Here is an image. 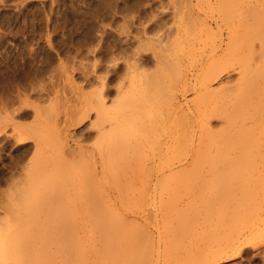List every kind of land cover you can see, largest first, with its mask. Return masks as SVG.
<instances>
[{
  "label": "rangeland",
  "instance_id": "rangeland-1",
  "mask_svg": "<svg viewBox=\"0 0 264 264\" xmlns=\"http://www.w3.org/2000/svg\"><path fill=\"white\" fill-rule=\"evenodd\" d=\"M187 4L188 2L186 0H0V264H114V263L124 264L126 263V261L124 260H126L125 255L127 254L126 253L127 251L125 250L126 253L125 254L123 252L124 250L122 251V248L124 249L126 245H128L127 248H130L131 244L129 243L130 244L129 246V244L127 243L130 241L132 243V240L133 241L135 240V242H133V246L131 249L133 252H131L130 249H128V252L131 253L133 256L134 253L137 252L135 254L137 256L136 259L137 260L142 259L139 262L136 261L137 263L135 264H206V261L204 263L203 257L205 259L206 256L204 255H206L205 253H207V249H209L208 248L209 230L207 229L209 227L207 223L209 222H207L208 219H206L208 217V213H207L208 209L206 210V208H204L205 206L208 208V206L204 202H206L208 194L209 193L211 194V191L214 192V190L215 189L218 190V188L220 190L224 188L225 185H227V183H229L228 185L230 186L231 181L229 182L226 179V176H224L222 179L223 180L226 179V181L220 180L221 182H223L221 183L222 185H220V181L218 179L216 178L213 179L212 177H208L206 173H203L205 169H202L203 172H201V174L199 173L198 176L197 174L201 169L199 171L196 170L194 172L190 170L188 172L187 169L186 171L184 170L182 171L179 170L178 167H175L174 170L168 169L157 175L159 181H156L157 186L155 185V191L150 189L152 188V186H150V188L146 190V188L149 187L148 185H153V183L150 181L149 178L151 174L146 172H145L146 175H144L145 174L144 172L139 174L138 173L139 170H138L136 172V175L138 173L139 177L136 178L134 176L136 170H133L134 173L131 172L132 170L131 171L128 170V173L126 174L128 175L130 173L129 178L131 180L130 181L131 184H129V182L126 183L125 181L124 183H126V185L127 184L131 185L130 188H133V191L129 190L127 191V193L131 191L130 193L133 195H131L130 193L128 194L126 193L128 195V198L126 197L127 200L125 199L126 201H123L122 204L110 205V203L109 204L102 203L97 205L92 204L93 206H91L90 204H86L84 202L77 203L75 201H73L74 203L71 201L68 203V201H66V203L64 202L63 204L62 203L50 204L49 202H40L34 199L33 202L32 201L26 202L27 200L22 202L23 200L19 201V199L17 198H16L17 200H15L16 203L13 202L14 201L13 196H16L18 194H19L18 197L19 196L24 197V194H26L27 198L30 195L32 198L34 196H35L34 198H37L36 197L37 193H39L38 195L41 196L44 193H48V192L50 193L51 191H54L53 189L58 187L56 186V184L57 185L60 184L59 185L60 187L64 185V183L57 182L58 179L60 178V174H59L60 168L56 163L48 164L49 166L47 167L49 169L46 168L44 173L38 174L34 171L35 170L34 167H36L39 164L36 162H40V160H39V156L33 154L34 148L32 149V147H34L33 134L35 131H36L35 134L37 135H39L37 132H41L40 133L41 137L45 135L43 137L45 144L43 141L42 143L43 145H41L40 148L38 149L40 153L42 149L43 151H45V149L48 150L49 146L50 147L51 145L55 146L54 144L56 143L54 142L55 139L52 138L54 137L53 136L54 134L50 135L49 132L51 133L52 131L50 130V128L46 129V127L48 126V124H51L53 122L51 120H54L56 116L58 117L63 116L62 118H64L65 117L64 115L68 114L71 110L68 109L70 107L69 105H71L70 108L74 107L76 109L81 110L80 113H83L82 111L85 110V109L83 110L84 106H87L86 110L89 106L90 110L89 109L88 110L90 112L88 117L86 116V118H83V120L79 118L80 119L79 122L76 123L75 125H71L69 129H71L70 132H72L73 130L74 137L79 139V142L81 144H85L90 147H92V145L95 144L96 141L94 140H97L96 137L97 128L95 126L97 125V123L93 124L94 122H90V121H95L94 118L95 114H93L95 112L91 110V105L92 104L94 105V103L97 102L95 98L97 96V95L95 96L96 94L95 91L101 89L99 88V86L101 83L100 81L103 80L102 77H105L103 82H105L106 84V88L102 90L104 91L103 96H105V98L103 96L102 98L106 100L105 105L109 106L110 104V105L118 106L119 104L121 105V103H124V102L121 103L119 102L116 104L117 100L122 101V98L124 97V95L123 97L120 96L122 93H124L122 92V90L125 91L126 87L130 86L129 85L130 83H128L129 86H124L125 84L124 82H126L125 85H127V82H130L129 76H126L127 72L125 71L128 70L127 67V65L129 66L128 63L133 62L134 60L133 57H135L136 60V62L133 63L140 65V66L136 65L137 70L139 71L142 69L143 72L145 71V73H147L148 71L151 72L152 70H154V68L155 71H157L156 68L157 65H155V63H156V59H158V55L156 54L157 56L156 58L153 55L154 52L160 53V55L165 56V58L171 56L170 58H168L170 59V62L172 63L175 60L176 62L175 64L173 63V65H176L178 63L174 67L181 66L179 67V69L181 68L185 69L186 67L187 69H191L190 68L192 67L191 64L194 63L195 61L194 59L195 57L197 58L198 55L195 51H191L189 49H188L189 51L193 52V55L191 54L192 57L188 55L191 52L189 53V51L187 50L188 47H186L187 46L186 41L194 36L193 34L194 31L196 32L194 33L195 35L197 34L198 39H201L206 35L208 36L209 34L205 35L204 32H203L204 36L202 32L200 33V30L202 28L201 24H203L202 20L205 18L206 19L212 18L213 15H218L217 13L218 12L220 13L222 9L220 8L221 6H219V3L217 4L215 0H193L191 4H188V6L192 5L191 8H193L192 14L189 15L190 13L184 12L187 9H189V7L186 6ZM218 9H220V11ZM180 10H182V13L180 12ZM175 12L176 13L180 12L181 13L179 14L180 16L179 15L177 16ZM186 14H188L189 16ZM195 16L198 17L194 18ZM206 16H208L209 18H207ZM178 17L181 18L179 19ZM194 19H196V21ZM197 30L199 31L198 33ZM188 33L193 35L192 36L190 35L188 38L187 37L189 35ZM212 37L214 36L212 35ZM204 38L207 39V37ZM209 38L205 40L207 42V45L210 44L209 42H211V40L213 41V39L211 38L209 39ZM174 41H176L175 44H173ZM200 41H198V44L196 43V45L199 46V44L202 43L201 47L207 46V45H203V42L205 41L203 40H202L203 42ZM176 43L179 45H177ZM168 44L170 47L168 46ZM176 47L177 48L182 47L183 50L182 48L181 50L178 49V53L176 52L175 54V51H177ZM256 50H257L256 52H258V47ZM132 55H133L132 57L133 60L131 59L132 61L129 62ZM178 55L180 56L179 57L180 59L177 57ZM256 55L259 56H256L257 60L255 63H257L259 60H260L259 63H263L261 64L263 66L262 70H261L262 68L261 65L258 67L261 70L262 72L261 76L263 77L264 62H262L261 59L263 58L262 60L264 61V55L261 54L262 58L259 53ZM193 56L195 57L193 58ZM174 57H176L177 59H175ZM190 59H192L193 62H191ZM178 60L180 61L178 62ZM218 63L221 62L218 61ZM218 63H216V65H218ZM184 64H186L185 67ZM258 68H257V74L260 73V70ZM177 69L175 68L174 70ZM231 70L227 71L229 72V74L223 71V73H221V75L218 78L212 80L209 83L210 88L211 87H213L214 89L216 88L217 90H220L222 93L219 91L220 93L218 92L217 94H214V97L213 96L212 98L208 97L209 102L208 101L205 102V100L207 99L206 97H205L206 99H202V101L201 98L197 100L198 103L201 101V103L204 104L205 102L204 105L207 106L205 107L206 109L211 107L209 108L211 109L210 111L209 109L207 110L208 112L213 111L212 114L214 112L216 113L210 119L208 125L209 127L212 128V132L211 133L208 132V136L206 135L207 133L205 134V136L209 137V139L211 138L210 139L211 141L207 143L205 142L206 149L205 147H204L205 150L202 148L203 149L202 153L205 152L207 153V151L209 150L211 152L216 153L217 151L215 149L221 150V152L224 151L225 153L227 150V149L225 150V148H228V146L229 148L234 149V150L229 149L228 151L237 152V153L238 151H245L247 148L246 146L243 145H247V144L240 143L241 140H243V138L245 139L244 142L247 140H248L247 143L249 142L247 147L249 146V144H251L250 147L253 146V148L255 149V147H257L254 146L256 142H257L256 145L258 146L260 145V142H262L264 145V137H263L264 120L259 121V123H257L258 121L254 123L252 121L244 120L245 123L242 121V116L244 117L246 111L244 112L243 110L244 108H240L239 105H237L239 103H237L236 99H234V96L240 91L239 88L240 85L239 84L237 85L239 89L235 85L236 83L235 80L236 78L240 77V75L238 73L235 74L236 71L232 73ZM141 72L140 75L143 76L144 73ZM98 75L99 77H97ZM120 75L122 78L120 77ZM201 76L204 75H200L199 78ZM127 77H128L127 80L129 81L126 80ZM262 77L260 78L263 79ZM227 83L229 84L231 83L233 89L232 88L226 89L225 91L226 93L224 94L223 89L221 90L218 88H221L222 85ZM173 84L174 87L176 86V90H174V88L172 90L177 93L178 96L177 99H179L180 101H183V99L191 100L192 98L193 99L195 98L194 90H190L186 92L185 96H182L180 95L181 92H179L178 90L179 85H177V83L174 82ZM227 93L230 94L232 93L231 94L232 96H230V94H228L229 96L226 95ZM239 93L237 95H239ZM118 95L120 96L119 98L121 99L118 98ZM226 96L227 98H225ZM230 98L231 101H229ZM94 99L96 100V102H94ZM111 100L113 101L116 100V101L113 102ZM224 100L225 101L228 100V104H226ZM219 105L221 108L219 107ZM36 106L37 107L39 106L40 109L37 108ZM224 106H226V108H223ZM251 106L252 104L250 106L248 104L247 106H242V107H245L246 108L245 110L249 111L248 112L249 114L251 109L253 110ZM34 107H36L37 109ZM79 107L82 109H80ZM227 107L229 109L231 108L230 110L232 111V112L230 110L229 112L226 111L229 113V116L227 115L228 117L225 116V118H228L227 120L226 119L225 120L226 121L229 120L228 123L224 122L225 120L223 121V119L217 115L219 114L217 111L221 110L222 108L224 110L225 109L227 110ZM62 109L64 111H62ZM241 109L244 115H242L241 112L238 113ZM262 109L264 108L262 107ZM37 110L39 111V113ZM79 110H75V109L72 110L71 112L73 116L74 115L76 116V114L74 113L78 114ZM49 111H51L52 113ZM66 111L67 113L64 114ZM221 111L220 113H223V110ZM262 112H260V114ZM193 113H194L193 117L192 116L190 117L192 120L195 116V118L192 121L196 123L197 121L196 111ZM41 114H43L44 116ZM54 114H56L55 117ZM34 115H36V117ZM50 115L52 116V118H50L49 120ZM262 116H264V113ZM178 119L180 122L182 121L184 122L185 120L184 119L181 121L182 118H178ZM240 121H242L241 124H243V126L240 124ZM39 122L42 123L43 126ZM250 122L254 124L253 125L254 127L250 126L249 127L250 131H249L248 128H246V126H249ZM12 126L17 128L13 129ZM40 126L42 127L40 128ZM240 127L242 128L240 129ZM243 127L244 130L246 129L245 133L243 131ZM195 128H198V126L195 125L194 129ZM258 128L260 130L256 131ZM39 129L40 130L43 129V130L40 131ZM43 131L44 132L46 131L47 134H45ZM255 133H257V135ZM240 134L242 137L238 136ZM245 134H246V138H245ZM20 135H22V137H20ZM187 135L188 133L183 136H187ZM49 136H51L50 139ZM110 136L108 137L109 139ZM226 136L230 141L227 140ZM47 138L48 140H45ZM105 138L107 139V136L103 137L102 139L104 140ZM223 138H226L228 142L226 141L227 143H225L224 142L225 140ZM216 139L223 140V141H219L220 145L218 147L220 146L223 147L225 146L224 144H227L226 147L225 148L220 147V149H218V147L216 148L217 146L215 143L217 141ZM254 139H256V142ZM156 140L157 139L155 138L154 142H156ZM238 140L239 143L241 144V145L238 144L239 147L243 146L245 147L244 148L245 150L243 149V147L242 148L240 147L241 149L238 150L239 149L238 146L235 145V143ZM183 141L184 144H186V141L185 140ZM183 141L181 140L179 143L183 144ZM212 141H215L214 142L215 144L211 143ZM72 142L73 141L71 140L70 143L73 146L74 144ZM160 143L162 142L160 141ZM160 143L157 145L155 144V146L154 145L152 146L151 144V146L149 147L152 148V149L150 148L151 150L155 151L156 147L160 145ZM179 143L177 144L175 143L178 149H175L173 153H170L172 157L168 154L167 158L166 156L159 158L162 159L161 160L162 163L169 164L170 162L177 160V158L181 154V151H183L184 147H186V145L184 144L179 145L178 147ZM210 143L213 144L214 146L212 145L213 147H211ZM233 143L236 147H234ZM147 146L145 152L150 153L149 151L150 149L147 151ZM209 147L211 148L208 149ZM92 148L94 149V146ZM212 148L214 150H212ZM26 150L27 152H25ZM253 151L254 150L252 149V147L250 148L249 152L246 150V152H248L249 154ZM150 155L151 154H149V156ZM19 156L20 157L23 156V157L20 158ZM50 157H52V155ZM50 157L48 156V158ZM18 158L20 159L21 162L19 161ZM91 159L93 161L92 156L90 158L89 155L86 158H82V157L79 158L80 161L78 160L76 163H74L76 165L72 167V170L69 169L70 171H68V173L72 171L70 174H74V173L77 174L78 172L82 174L86 170L88 172V169L90 171V168L93 169V164L92 165L90 164L92 162ZM159 159H157V161ZM146 161H150V160L147 159ZM85 167L86 168L89 167V168L86 169ZM112 168L116 169L115 167ZM112 168L109 167V169L111 170L108 169V172L112 171L113 170ZM114 172L112 174L111 173L109 174L106 171L105 172L106 175H104L105 178L114 179L116 177ZM118 172H120L122 176L123 170L122 172L120 170ZM190 174L194 175V177ZM35 175L38 179H36ZM107 175L110 176L112 175V177L109 178V176ZM113 175H115V177ZM118 176H119V180L123 181V178L125 176L123 175L124 177H121L122 179L120 178L119 173ZM140 176L143 177L142 179H139L140 180L139 181L138 178H141ZM204 176L206 178H203ZM198 177L199 179H197ZM228 177H230L229 179L232 180V176H230V174L229 176L227 174V178ZM105 178L101 179L102 181L100 182L101 184H105V182L107 181L104 180ZM129 178L126 179L129 180ZM236 178L232 180L234 184L238 183L239 181V180L237 181ZM203 179L206 180L209 179L210 181L207 180L206 182H203ZM30 180H32L31 181L33 182L32 184L28 183ZM214 180L215 182L218 180L219 183L216 182L217 183L216 184L215 182H213ZM108 181L111 182V179ZM148 181H150V183ZM198 181L201 182L200 183L201 186L198 185L197 188L195 186L199 184ZM208 181L209 183H207ZM210 182L211 183L213 182L212 185L214 188L212 187ZM83 183L84 185H86L85 181ZM96 183L98 185L100 184L98 182ZM260 183L263 184L264 182H262L261 180ZM144 185H146V188ZM231 185H233V183H231ZM209 186L212 187V189L210 190L207 189V187ZM259 186L260 184L258 185V188L260 189L259 194L256 195L255 198L258 197V199H262L264 197L261 198L262 195L260 196V193H262L261 190L262 189L264 190V188L262 185H261L262 188ZM19 187L21 191L19 190ZM194 188L196 189V191ZM25 189L27 192L25 191ZM135 189L138 190L139 193H137ZM156 189L158 192L156 191ZM191 189L193 193L194 192L197 193L196 196L194 194L193 197V193L191 192ZM199 189L202 190L203 194L202 192H200L201 190ZM16 190H19L20 192ZM148 190L151 191L150 194H147ZM216 190L215 192H217ZM153 191L155 193L154 195L152 194ZM143 192L146 194H144ZM21 193L23 195H20ZM73 193L74 192H72V194ZM156 193L157 194L159 193L158 196ZM138 194L139 195L141 194L139 198H141L143 194L144 197L147 195L146 197H148L149 201H147L148 199L146 197L145 198L147 200L145 199L146 200V202L144 201L145 204H143L144 202L142 201L144 200L142 199L144 197L141 198L142 200L135 201V197L139 199ZM129 195L131 196V198ZM151 195L154 198V200L152 199ZM191 196L195 199V202L198 203L199 205L194 202V199L191 198ZM31 197H29V199ZM199 197L201 199H199ZM11 198H13V201H11ZM255 198L253 197L254 200H252V202L256 203L255 204L256 207L254 206V204H252L253 206L251 205L252 203L251 201H249L250 205L249 204L248 205L256 209L258 204V207L260 208L259 210L261 211V209L264 208L263 207L264 201L263 203H261L262 201L258 200L260 201V203H257V201H255L257 200V198L256 199ZM204 199L205 201H203ZM196 200L197 201L199 200L200 202L199 201L197 202ZM147 207L150 209H148ZM255 209L254 211L256 212L257 209L256 210ZM249 211H251L252 214L248 213L250 216L247 217L248 219L250 218L251 220V216L255 215L256 213L253 212L251 209ZM196 213H198V215ZM200 214H202L203 217H201L202 215ZM194 216L195 217L198 216L196 217L198 219H196ZM131 217L133 218V220L134 218L135 220L137 219L136 221L137 224L135 220H134L135 223H133ZM191 217H193L194 219H192ZM130 220L132 221L131 223H129ZM193 220L197 222H194ZM241 220H242L241 223L242 225L243 223L251 224L250 222H248L250 220H245V217L244 219ZM244 221L248 223H245ZM142 224L145 225L143 226ZM66 227L71 228L69 230L70 233H68L69 231L67 229L66 231L68 232L66 231L64 232V229ZM146 227L148 228L146 229ZM135 229L137 230L133 232V230ZM131 231L135 234L132 235ZM129 234H131L130 237H128ZM131 236H133V239L131 238ZM206 238H208L207 239L208 241H206ZM198 245L201 246L199 247ZM134 247L135 248L137 247L136 250ZM194 248H196V250ZM138 249L140 250L138 251ZM197 249L200 254L195 253L198 252ZM192 252L196 254L197 257L196 255L195 257L192 256L191 254ZM177 254H181L182 256ZM228 261L221 264H264V259L253 260L251 258L246 257L245 255Z\"/></svg>",
  "mask_w": 264,
  "mask_h": 264
},
{
  "label": "bare ground",
  "instance_id": "bare-ground-1",
  "mask_svg": "<svg viewBox=\"0 0 264 264\" xmlns=\"http://www.w3.org/2000/svg\"><path fill=\"white\" fill-rule=\"evenodd\" d=\"M186 1L188 2V4H191L193 2V0H186ZM215 2L217 4L219 3V6H221L220 8L222 10L220 11V9H218L220 11V13L218 12L217 13L218 15H213L212 18H209L208 16H206L209 19L205 18L202 20V22H203V24H201L202 25L201 26L202 31L200 30V33L202 32V34H203V32L205 35L209 34L208 36L207 35L204 36V34H203V36L207 37V39L211 36L210 38L213 39V41L211 40V42H209L210 44L207 45V42L205 41L207 39H205L203 36H202L203 38L200 37L201 39H198L197 34L195 35V33H196L195 31H194L195 33L193 32V34H194L193 37L189 38V36L190 35L192 36L193 34L188 33L189 35L187 37L189 39L187 41L185 39V41L187 43L186 47H188L187 50L189 49L191 51H195L198 55L197 58L195 57L196 55L193 56V58L195 57V59H194L195 61L193 64H191V66H192V67H190L191 69H187V67L185 69H183V68L179 69V67H181V66H177L178 67V69H177V67H174V66H176L178 63L176 65H173V63L175 64L176 61L174 60L171 63L170 59H168L171 56L168 58H165V56L160 55V53L154 52L153 55L157 58V56H156V54H157L158 59H159L158 60L155 58L156 63L158 61L157 64L155 63V65H157V67L155 66L157 68V71H155V68H154V70H152L151 72L148 71L147 73H145V71L143 72L142 69L139 71L137 70L136 65H138V64L133 63V62H136V60H135V57H133V55H132L129 62L132 61L133 58H134V60L132 63L131 62L128 63L129 66L126 64L128 67V70L125 71V72H127L126 76H129L130 82H127V85H125L126 82H124L125 83L124 86H129V85L130 86L126 87V89L123 88V89H125V91L122 90V92H124V93H122L120 96L123 97V95H124V97L122 98V101L117 100L116 104L119 102L120 103L124 102V103H121V105L119 104L118 106L116 104H115L116 106L110 105V104H109V106L105 105L106 100L104 99L105 98V96H103L104 91H102V90L106 88V84H105V82H103L105 77H102L103 80L100 81L101 82L100 86L98 85L99 88H101V89L97 90L98 92L95 91V93H96L95 96L97 95L95 97L97 102L94 99V102H96V103L93 102L95 106L93 104L91 105V110H93V112H95V113H93V114H95V117H94L95 121H90V122H94L93 124L97 123L96 126L94 125L97 128V133H96L97 140H94V141H96L95 144H93V145L91 144L92 147L94 146V149L90 146L85 145V144H81L79 142V139L74 137L73 130H72V132H70L71 129H69L71 127V125H75L76 123L79 122L80 119L83 120V118H86V116L88 117L89 112H90L89 106H88L87 110H86L87 106H84L83 110L84 109L85 110L82 111L83 113H80L81 110L73 107L75 110H79L78 114L74 113V114H76V116L75 115L73 116V114L71 112L72 110H74L73 108H70L71 105H69L70 107L68 106L69 108L67 107L68 109H71L70 112L67 110L69 113L66 114L67 113V111H66L64 113L66 115L63 114L65 116L64 118H62L63 116L58 117V116H56V114H54V117L56 116L55 117L56 119L54 118V120H51L53 122L51 124H48L46 129L50 128V130L52 132L51 133L49 132V134L50 135L54 134L53 135L54 137H52V138L55 139L54 142H56V143L53 142L55 144V146H53V145H51V147L49 146L48 150L45 149V151H43V149H42L41 153L38 149L40 148L41 145H43L42 144L44 141L43 137L45 135L43 137H41V134H40L41 132H37L39 134V135H37V134H35V132H36L35 131L33 134L34 135V137H33V139H34L33 146L34 147H32V149L34 148L33 154H35L36 156H39L40 162H36L39 164L36 167H34L35 168L34 171L38 174L44 173L46 168H48L47 166H49L48 164H50V163L55 164L56 163L60 168V173H59L60 178L58 177L59 179L57 182L64 183V185H62L60 187L59 186L60 184L58 183L59 185L56 184V186H58V187L53 189L54 191H51L50 193L49 192L44 193L41 196L38 195L39 193H37L36 194L37 198H34L35 196L32 198L30 195L29 197H31V198L29 199V197L27 198L26 194H24V197L23 196L18 197V195H19L18 194V195H16L17 197L13 196L14 201H13V198H11V201L15 202V200L19 199V201L23 200L22 202H24L25 200H27L26 202H29V201L33 202V199H34V200L40 201V202H49L50 204H52V203L53 204L54 203H56V204L62 203L63 204L64 202L66 203V201H68V203L70 201L71 202L75 201L77 203L78 202L79 203L84 202L86 204H90L91 206L97 205V204H102V203H104V204L110 203V205L122 204L123 201L127 200L126 199V197L128 198L127 194L131 192L130 191L127 193V191H129V190L133 191V188H130L131 185H129V184H131V182H130L131 180L129 178L130 173L128 175L126 174V173H128V170L129 171L132 170L131 172H133V173H134L133 170H136L135 175H134L136 178L139 177L138 173L141 174L142 172H144V173L146 172V173L151 174L149 176V178H150V181L153 183V185H148L149 187H147V188H146V185H144V186H145L146 190L148 188H150V186H152V188H150V189L155 191L156 181H159L157 175L159 173H162V172L168 170V169L174 170L175 167H178L179 170L186 171V169H187L188 172H189V170L194 172L196 170L199 171L201 169L199 172L197 171L198 172L197 176L199 175V173L201 174V172H203L202 169H205L203 173H206L208 177H212L213 179L216 178L219 181L220 180L222 181L223 180L222 178L224 176H226V179L229 182L231 181V183H233V185H231V183H230V186H229L228 185L229 183H227V185H228V187H227V185H225L226 184L225 183L224 188H222L220 190L218 188L219 191L216 189L215 190L217 192H215V190H214V192L211 191V194L210 193H209L210 195L208 194L206 202H204L208 206V208L206 206L204 208H206V210L208 209L207 210L208 211L207 212L208 217L206 219H208L207 222H209V223H207L209 225V227L207 228L209 230V234H208L209 239L206 238V241L209 240V244H208L209 249H207V253H205L206 255H204V256H206L205 257L206 260L203 257L204 263L206 261V264H219V263L221 264V263H224L228 260H231V259H234L237 257H241L243 255H245L246 257L251 258L253 260L264 259V208H262L260 211L259 210L260 208L258 207V204H257V208H256L257 211L255 212L254 211L255 208L249 206L250 205L249 201L252 202V200H254L253 197L255 198V196L259 194L260 189L258 188V185L260 184L259 187L262 188V186H263V188H264V185H263L264 183L263 184L260 183L261 180H262V182H264V145H263V143L260 142V145L258 146V145H256V143H257L256 139H254L256 142L254 146H257V147H255V149H254L253 146H251L254 151L251 152L250 154L248 152L250 151V148H251L250 145L251 144H249V146L247 147L249 142L247 143L248 140L244 142V140H245L244 138H243V140H241L242 138L240 139L241 140L240 143H243V144L246 143L247 144V145H243V146H246V148H247L246 150L248 152H246V150L244 149L245 147H243V146H240V147L241 148L243 147V149L245 151H238V153L228 151L231 148H229V146H228V148H225L227 144H224L222 142L225 146L222 145L223 147H221V146L220 147L225 148V150L227 149L225 153L223 150H222L223 152H221V150L215 149V147H214V149L217 152L219 151L218 153L216 151H215L216 153L211 152L210 150L207 151V153L206 152L202 153L204 147L206 149L205 142L207 143V142L211 141L210 140L211 138L209 139V137H207V136H208V132H210V133L212 132V128L209 127L208 125H209L210 119L213 117L214 114H216L215 112L212 114L213 111L208 112L207 110L211 107L208 106L209 108L206 109L205 107H207V106H205L204 104H205V102H207L209 100V98H212V96L214 97V94H217L220 91V90H217L216 88L214 89L213 87L210 88L209 83L212 80L218 78L221 75V73H223V71L227 72L228 70L230 71L231 69H233V70H231L232 73L234 71H236L235 74L238 73L240 75V77L236 78V80H235V82L237 84L235 82H233V83H235L236 86L239 84L240 85L239 86L240 91L242 90L241 91L242 94L240 91H239L240 93L238 92L239 95H237L238 93L237 94L235 93L238 97L234 94L236 96V98L234 96V99H236V102L239 103L237 105H239L240 108H244L243 109L244 112L246 111L245 115L243 114L242 109L238 112V113L241 112L242 115H244V117L242 115H240V116H242V121L243 122H244V120L245 121H252L253 123L258 121L257 123H259V121L264 120V116H262L264 113V111H263L264 109H262V107L264 108V76L263 77L261 76L262 75L261 70L263 69V66L261 64H263V63H259L260 60L257 63H255L257 60L256 56H259L256 54L259 53L260 56H261V54L264 55V48H263V45H264L263 44L264 43L263 42L264 41V39H263V37H264V0H215ZM188 4L186 6L189 7L190 11H189V9L186 8L187 10L185 9L186 11H184V12L185 13L188 12V13H190L189 15H191L193 8H191L192 5L188 6ZM176 12H175V14H177V16H178L179 14L182 13V10H180L181 13L180 12L176 13ZM186 15H188V14H186ZM193 15H194V13H193ZM175 17H176V15H175ZM181 17H178V18L180 19ZM197 17L195 16L194 18H197ZM179 19H178V21H179ZM198 19H197V21H198ZM194 20L196 21V19H194ZM199 29H200V26H199ZM198 30H197V33L199 32ZM212 35L214 37H212ZM199 36H200V34H199ZM187 37H185V38H187ZM200 40L205 41V42L202 41L203 45H207V46L201 47L202 43L199 44L200 47L198 45H196V43L198 44V41H200ZM175 42L176 41H174L173 44H175ZM141 43H142V41H141ZM177 45H179V44H177ZM168 46H169V44H168ZM177 47H176L177 51H175V54H176V52L178 53V49L181 50V48H182V47L181 48L180 47L177 48ZM257 47H258V52H256ZM247 48H249V49H247ZM160 49H161V47H160ZM192 49H194V50H192ZM182 50H183V48H182ZM191 51H189V53ZM134 53H135V51H134ZM191 54L193 55V52H191L188 55L192 57ZM177 57L179 58L180 56L178 55ZM174 58L177 59L176 57H174ZM261 58H262V56H261ZM192 59H190L191 62H193ZM262 59H261V61L264 62ZM171 61H172V59H171ZM179 61L180 60H178V62ZM218 61H220L222 64L218 63ZM216 63H218V65H216ZM185 65L186 64H184V67H185ZM260 65L262 66L261 70L258 68ZM138 66H140V65H138ZM138 68H140V67H138ZM175 68L177 70H174ZM257 68L260 70V73H258V74H257ZM255 71H256V73H255ZM140 72L144 73L145 75L144 74H143V76L140 75ZM251 72L253 73V75ZM227 73L229 74V72H227ZM138 74H139V76H138ZM200 75H204V76H201L199 78ZM97 77H99V75ZM120 77H121V75H120ZM260 77H262L263 79H261ZM102 78H100V79H102ZM127 79H128V77L126 78V80ZM129 80H127V81H129ZM175 81H177V82H175ZM230 81H232V80H230ZM230 81H228V82H230ZM173 82L177 83V85H179L178 90H179V92H181L180 95L185 96L186 92H188L190 90H194L195 91V98L194 99L192 98L191 100L190 99H187V100L183 99V101H180L179 99H177L178 98L177 93L172 90L173 88H174V90H176V86L174 87ZM128 83H130V84L128 85ZM124 86H122V87H124ZM231 86H232L231 83L230 84L227 83V84L222 85L221 88H218V89H221V90L223 89V92L225 94L226 89H229V88L233 89V86L232 87ZM237 88H238V86H237ZM228 94H230V93H227L226 95H228ZM231 94H230V96H232ZM102 96L104 98H102ZM120 96L118 95V98ZM202 97H204V98H202ZM124 98L126 101L124 100ZM199 98H201V101H202V99H206L204 104H202L201 101L199 103L197 102V100H199ZM225 98H227V96ZM119 99H121V98H119ZM104 100H105V102H104ZM111 101H113V100H111ZM114 101H116V100H114ZM229 101H231V98ZM224 102L226 104H228V100H226V101L224 100ZM123 104H125V105H123ZM248 104H249V106L251 104H252V106H254V107L251 106V108H253V110L251 109L249 114H248L249 111L245 110L246 109L245 107H242V106H247ZM36 107H34V108H36ZM219 107H220V105H219ZM37 108H39V106ZM220 108H218V109H220ZM223 108H226V106H224ZM223 108L221 109V110H223V113H220L221 110H219L217 112L220 115L219 114H217V115L219 117H221L224 121L225 119L226 120L228 119V118H225V116L226 117L229 116L228 112L231 108L229 109L227 107V110L226 109L224 110ZM80 109H82V108H80ZM210 110L211 109H209V111ZM213 110H214V108H213ZM45 111H46V109H45ZM62 111H64V110L62 109ZM195 111H196V119H197V121L195 120L196 123L192 121L195 118V116L192 120L190 117V116L193 117V115H194L193 112H195ZM226 111H228V112H226ZM49 112H51V111H49ZM224 112L226 113V115ZM260 112H262L261 113L262 115L260 114ZM38 113H39V111H38ZM41 115H43V114H41ZM34 116L36 117V115H34ZM50 116H49V120H50V118H52V116L51 117ZM39 117H41V116H39ZM46 117H48V116H46ZM74 118H75V120H74ZM77 118H78V120H77ZM178 118H182L181 121L185 119L184 120L185 123L183 121L180 122ZM46 119H48V118H46ZM73 120H74V122H73ZM76 120H77V122H76ZM226 120L224 122L228 123L229 120L228 121H226ZM35 121H36V119H35ZM242 121H240V124L242 123ZM39 123H36V124H39ZM47 123H49V122H47ZM253 123L250 122L249 126L245 125L246 128H248V130H249V127L254 125ZM40 124H42V123H40ZM250 124H252V125H250ZM90 125H92V124H90ZM195 125L198 126V128L194 129ZM241 125L243 126V124H241ZM42 126H43V124H42ZM42 126H40V128ZM14 128H17V127H13V129ZM28 128H29V126H28ZM241 128L242 127H240V129ZM208 129H210L211 131ZM42 130H40V131H42ZM245 130L243 127L244 133H245ZM259 130L260 129L258 128L256 131H259ZM185 131L186 132L188 131L187 136H183V135L187 134ZM254 131H255V129H254ZM222 132H224V131H222ZM241 132H242V130H241ZM44 133L47 134L46 131ZM181 133H182V136L184 137V139L181 136ZM257 133H255V134L257 135ZM205 134L207 136H205ZM237 134H238V132H237ZM241 134L238 136L242 137ZM108 135L110 136V139L108 138L109 137ZM155 135H157V136H155ZM105 136H107V139L105 138L104 140H107V141H104L102 139ZM252 136H254V135H252ZM20 137H22V135H20ZM50 137L51 136H49V139H50ZM155 138L157 139L156 142H154ZM212 138H213V135H212ZM245 138H246V134H245ZM53 139H52V141H53ZM205 139L206 140L209 139V140L206 141ZM223 139L225 140L224 141L225 143L230 141V140H228V137H227L228 141L226 140V138H223ZM45 140H48V138ZM71 140L73 141L72 142L74 144L73 146L70 143ZM181 140L186 141V144H184V141H183V144L186 145V147H184V150L181 151V154L179 155L177 160L172 161L169 164L168 163L167 164L162 163V161H161L162 159H159V158L160 157L162 158L163 156L164 157L166 156V158H167L168 154L170 155V153H173L175 151V149H178L176 147L177 145H175V143L177 144ZM216 140H215L216 142L212 141L211 143H213V144L216 143V145H217L216 148H217L220 145L219 141H223V140L222 139L221 140L216 139ZM235 140H236V138H235ZM235 140H233V141H235ZM160 141L162 143H160ZM157 142H159L160 145H158L156 147L155 151L151 150L152 148L149 146H151V144H152V146L153 145L155 146V144L156 145L159 144ZM240 143H239V140L235 143V145L238 146V148H239L238 150L241 149L238 145ZM261 143H262V145H261ZM44 144H45V141H44ZM183 144L179 143L178 147H179V145H183ZM213 144H211L210 146L213 147L214 146ZM230 144H232V143H230ZM202 145H203V147H202ZM233 145H234V143H233ZM235 145H234V147H236ZM146 146H147V151L151 148L149 150L150 153L145 152ZM208 146H209V143H208ZM211 147H209L208 149H210ZM220 147H218V149H220ZM27 149H29V148H27ZM214 149L212 148V150H214ZM231 150H234V149L232 148ZM236 150H237V148H236ZM25 152H27V150ZM241 152H243V153H241ZM38 153H40L41 155ZM149 154H151V155L149 156ZM51 155H52V157H50ZM84 155L86 157L89 155L90 158L92 156L93 161L91 159L92 162L90 164L91 165L93 164V169L90 168V171H89V169H88L89 167L88 168L85 167L86 169H88V172H87V170L85 171L86 173L83 172L82 174H80L79 172L78 173L76 172L77 174H75V173L70 174L72 171L70 173H68V171L72 170V167L74 165H76L74 163H76L79 160V158H81V157L86 158ZM48 156L50 158H48ZM22 157L23 156H21L20 158H22ZM35 159H36V157H35ZM145 159L146 160L148 159L150 161H146ZM157 159L160 160V163H159V160L157 161ZM19 161H20V159H19ZM175 162H177V163H175ZM85 166H87V165H85ZM90 167H92V166H90ZM109 167L110 168L115 167L116 169L112 168L113 170L108 172ZM83 168H84V166H83ZM83 170H85V169H83ZM109 170H111V169H109ZM115 170L116 171L120 170L121 172L123 170L122 176H121L120 172H118V171L116 172ZM138 170H139V172L136 175V172ZM106 171L109 174L110 173L112 174L115 171L114 174L116 175V177H115V175H113L115 177V178L113 177L115 180L110 178V177H112V175L111 176L107 175L111 179V182L108 181L110 179H106L104 176V175H106L105 174ZM177 171H178V169H177ZM35 172H34V174H35ZM197 172H195V173H197ZM118 173L120 175V178L124 177L125 174L127 177L125 176L123 178V181L119 180ZM133 173H131V174H133ZM146 173L144 175H146ZM227 174H228V176H229V174H230V176H232V180L237 177L236 178L237 181L239 180L238 183L234 184V182H232V180L229 179L230 177L227 178ZM236 174H238V175H236ZM36 175H35V177H36ZM190 175H192V174H190ZM192 176L194 177V175H192ZM202 176H203V174H202ZM238 176H240V177H238ZM142 177L138 178V180L142 179ZM147 177H145V178H147ZM103 178H105L104 180L105 181L107 180L106 182H108V183L105 182V184H101L100 182H102L101 179H103ZM126 178L127 179L129 178V180H127ZM149 178H148V180H149ZM203 178H206V177L204 176ZM36 179H38V178L36 177ZM197 179H199V177ZM226 179L223 181H226ZM207 180H209V179H207ZM207 180L203 179V182H206ZM215 180L213 182H215ZM218 180L216 182L219 183ZM31 181L32 180H30L28 183L32 184L33 182H31ZM84 181H85L86 185H84V183H83ZM124 181L126 183L129 182V184L126 185V183H124ZM150 181H148V182L150 183ZM195 181H196V179H195ZM209 181L207 183H209ZM221 181H220V185H222L221 183H223ZM237 181H235V182H237ZM87 182H89V183H87ZM96 182H98L100 184L98 185ZM146 182H147V180H146ZM149 183H147V184H149ZM198 183L199 184H197V186H195L197 188L201 182L198 181ZM212 183H211V185H212ZM127 186H128V188H127ZM212 187H213V185H212ZM212 187L209 186V187H207V189L210 190V189H212ZM216 187H218V186H216ZM52 188H54V187H52ZM19 190H20V187H19ZM19 190H16V191H19ZM199 190H201V189H199ZM262 190H261L262 193H260V196L262 195L261 198L264 197V190L263 191ZM25 191H26V189H25ZM25 191H23V192H25ZM71 191L74 193L72 194ZM154 191L152 192L153 195L155 194ZM156 191H157V189H156ZM195 191H196V189H195ZM14 192H15V190H14ZM136 192L139 193L138 190H136ZM150 192L151 191L148 190L147 194H150ZM191 192H192V189H191ZM200 192H202V190ZM192 193H190V194H192ZM206 193H208V192H206ZM16 194H17V192H16ZM144 194H146V193H144ZM144 194L142 197H144ZM158 194H157V196H158ZM194 194L196 196L197 193L194 192L193 197H194ZM202 194H203V192H202ZM20 195H23V194L21 193ZM28 195H29V193H28ZM131 195H133V194H131ZM198 195H199V193H198ZM134 196H136V195H134ZM140 196H141V194L140 195L138 194V198ZM145 197L142 198L144 200H142L141 198L137 199V197H135V201L136 200L137 201L142 200L143 202L144 201L146 202L148 197H146L147 199ZM151 197H152V195H151ZM193 197L191 196V198H193ZM200 197H199V199H201ZM130 198H131V196H130ZM256 198H257V200H255V201H257V203H260V201H258V200H261L262 201L261 203H263L264 200H262V199H264V198H262V199H258V197H256ZM152 199L154 200L153 197H152ZM152 199H151V202H152ZM188 200H191V199H188ZM147 201H149V199ZM192 201H191V203H192ZM203 201H205V199ZM145 202L143 204H145ZM194 202H195V199H194ZM196 204H198V203H196ZM252 204H254V206L256 207V205H255L256 203L252 202L251 205ZM90 205H88V206H90ZM263 207H264V205H263ZM94 208H96V207H94ZM248 208H249V210L251 209L253 212L256 213L255 215L251 216V220L253 218L252 222H251L250 218L248 219V217L250 216L248 213L252 214V212L249 211ZM148 209H150V208H148ZM139 214H141V213H139ZM196 214L198 215V213H196ZM202 214H200V215H202ZM147 215H150V214H147ZM205 215H204V217H205ZM142 217H144V216H142ZM184 217H186V216H184ZM196 217H198V216H196ZM201 217H203V215ZM244 217H245V220H250L248 222H250L251 224L244 221L245 223H248V224L243 223V225H242L241 219H244ZM147 218H148V216H147ZM166 218H168V217H166ZM187 218H188V216H187ZM191 218L194 219L193 217H191ZM196 219H198V218H196ZM131 220H133V218ZM131 220L129 223L132 222ZM134 220H135V218H134ZM134 220H133V223H135L137 221V219L135 220V222H134ZM128 221H129V219H128ZM148 221H149V219H148ZM185 222H187V221H185ZM194 222H197V221H194ZM238 222H239V224H238ZM136 224H137V222H136ZM146 224H147V222H146ZM132 226H134V225H132ZM68 228L66 227L64 229V232L66 231V229L68 231L71 229V228H69V229ZM147 228L148 227H146V229ZM75 229H76V227H75ZM137 229L133 230V232L136 231ZM92 230H93V228H92ZM156 230H157V228H156ZM68 231H66V232H68ZM133 232L131 231L132 235L135 234ZM146 232H147V230H146ZM68 233H70V231ZM131 234H129L128 237H130ZM151 234H152V232H151ZM192 234H193V232H192ZM196 237H197V235H196ZM131 238L133 239V236H131ZM133 242H135V240L134 241L132 240V243H131V241L127 243V244H129V243L131 244L130 248H127L128 245H126V247L124 249L122 248V251L124 250L123 251L124 253H125V250L127 251L126 252L127 254L125 253L126 254L125 255L126 260H124V261H126V263H124V264H135V263L139 262L140 260H142V259H138V260L136 259L137 256L135 254L137 252L134 253L135 257L131 253L128 252V249H130V250L132 249ZM130 244H129V246H130ZM187 247H188V245H187ZM136 248H135V250H136ZM194 249L196 250V248H194ZM139 250L140 249H138V251ZM174 250H176V249H174ZM197 251H198V249H197ZM131 252H133V251L131 250ZM195 253H199V251L195 252ZM191 254L194 257L196 255L193 252ZM177 255H181V254H177ZM198 256H200V255H198ZM196 257H197V255H196ZM155 258H157V257H155ZM116 263H118V262H116Z\"/></svg>",
  "mask_w": 264,
  "mask_h": 264
}]
</instances>
